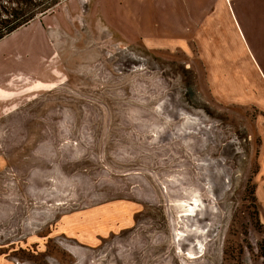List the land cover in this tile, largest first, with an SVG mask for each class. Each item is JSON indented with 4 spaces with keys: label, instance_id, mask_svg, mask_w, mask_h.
Returning a JSON list of instances; mask_svg holds the SVG:
<instances>
[{
    "label": "rangeland",
    "instance_id": "374dc122",
    "mask_svg": "<svg viewBox=\"0 0 264 264\" xmlns=\"http://www.w3.org/2000/svg\"><path fill=\"white\" fill-rule=\"evenodd\" d=\"M20 29L0 40V264H264V114L212 94L200 32L147 43L95 0ZM263 35L230 49L260 59Z\"/></svg>",
    "mask_w": 264,
    "mask_h": 264
},
{
    "label": "crops",
    "instance_id": "0c3cea01",
    "mask_svg": "<svg viewBox=\"0 0 264 264\" xmlns=\"http://www.w3.org/2000/svg\"><path fill=\"white\" fill-rule=\"evenodd\" d=\"M229 3L234 5L233 12ZM95 6L103 10L112 28L124 25L131 37L133 31L147 43L166 45L200 32L204 77L212 94L264 114V56L242 61L240 52L233 54L230 49L232 34L236 38L239 29L254 41L258 33H264V0H95ZM216 37L221 47L215 45ZM261 157L264 160V141Z\"/></svg>",
    "mask_w": 264,
    "mask_h": 264
},
{
    "label": "trees",
    "instance_id": "16d2710c",
    "mask_svg": "<svg viewBox=\"0 0 264 264\" xmlns=\"http://www.w3.org/2000/svg\"><path fill=\"white\" fill-rule=\"evenodd\" d=\"M61 0H0V40L54 9Z\"/></svg>",
    "mask_w": 264,
    "mask_h": 264
}]
</instances>
